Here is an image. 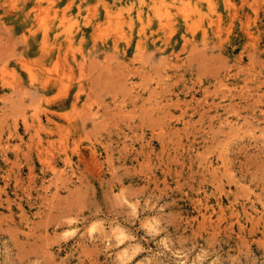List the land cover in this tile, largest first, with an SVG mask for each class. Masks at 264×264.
Here are the masks:
<instances>
[{
    "label": "rangeland",
    "instance_id": "1",
    "mask_svg": "<svg viewBox=\"0 0 264 264\" xmlns=\"http://www.w3.org/2000/svg\"><path fill=\"white\" fill-rule=\"evenodd\" d=\"M0 264H264V0H0Z\"/></svg>",
    "mask_w": 264,
    "mask_h": 264
}]
</instances>
